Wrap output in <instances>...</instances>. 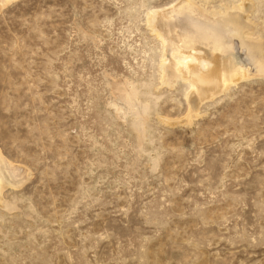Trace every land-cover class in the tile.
<instances>
[{"label": "rangeland", "instance_id": "obj_1", "mask_svg": "<svg viewBox=\"0 0 264 264\" xmlns=\"http://www.w3.org/2000/svg\"><path fill=\"white\" fill-rule=\"evenodd\" d=\"M180 2L0 0V264H264V75L233 38L249 77L183 121L147 23ZM193 2L264 49V0Z\"/></svg>", "mask_w": 264, "mask_h": 264}, {"label": "bare ground", "instance_id": "obj_2", "mask_svg": "<svg viewBox=\"0 0 264 264\" xmlns=\"http://www.w3.org/2000/svg\"><path fill=\"white\" fill-rule=\"evenodd\" d=\"M234 10L235 14L227 12L218 16L212 12L213 15L209 17L206 10L193 0H181L170 9L148 14L147 23L163 49L160 67L162 82L173 86L180 80L190 86L188 114L183 119L185 122L196 118L201 105L214 101L217 96L249 77V69L240 65L233 55V38H239L241 45L247 47L257 74L264 75V49L246 44L250 34L241 15L246 10V3L241 2ZM198 13H201L200 18L193 16ZM179 15L185 18L181 23L176 20ZM230 25L235 28L233 33L228 30ZM19 171L0 156V196L5 185L10 186L12 177Z\"/></svg>", "mask_w": 264, "mask_h": 264}]
</instances>
